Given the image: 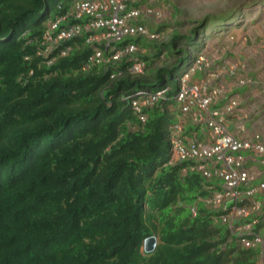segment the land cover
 Listing matches in <instances>:
<instances>
[{
	"label": "trees",
	"instance_id": "16d2710c",
	"mask_svg": "<svg viewBox=\"0 0 264 264\" xmlns=\"http://www.w3.org/2000/svg\"><path fill=\"white\" fill-rule=\"evenodd\" d=\"M72 3L0 0V264H256L257 251L197 201L216 182L169 163L179 79L208 23L236 18L208 16L188 35L174 31L152 55H136L142 74H128L123 60L110 80L115 67L83 70L93 53L84 37L43 53L45 33ZM160 58L167 63L156 67ZM161 89L164 100L142 107L141 122L132 98ZM151 236L156 246L145 253Z\"/></svg>",
	"mask_w": 264,
	"mask_h": 264
},
{
	"label": "built area",
	"instance_id": "2783aa9c",
	"mask_svg": "<svg viewBox=\"0 0 264 264\" xmlns=\"http://www.w3.org/2000/svg\"><path fill=\"white\" fill-rule=\"evenodd\" d=\"M137 3V0H73L68 14L51 24L45 33L43 53L49 54L60 41L84 37L87 44L93 45V53L83 70L96 66L108 70L112 66L115 68L110 80H114L122 73L120 63L126 60L130 62L128 74H142L145 62L136 57L138 44L124 41L159 42L164 37L142 23L144 17L158 18L156 10L141 9ZM60 23H65L64 27L53 36ZM234 41V36L229 35L215 55L200 53L193 66L181 75L173 98L178 113L170 129L169 163L185 162L183 171L216 182L215 186H209L208 195L197 201L220 212L215 222L227 227L241 247L257 251L256 264H264V234L255 230L261 220L259 216L264 214L263 202L257 198L258 193L264 192V179L256 183L259 177L247 167L249 156L264 166V132L249 134L245 118L235 124V130H230L229 122L242 103L233 92L250 87L255 81L244 73L246 65L242 60H225L221 70L215 68ZM69 51L70 47L61 55ZM225 75L234 77L233 85ZM165 90H143L132 98L131 104L141 122L146 120L142 107L164 100ZM196 208L195 205L189 208L191 215L196 216Z\"/></svg>",
	"mask_w": 264,
	"mask_h": 264
},
{
	"label": "rangeland",
	"instance_id": "374dc122",
	"mask_svg": "<svg viewBox=\"0 0 264 264\" xmlns=\"http://www.w3.org/2000/svg\"><path fill=\"white\" fill-rule=\"evenodd\" d=\"M137 2V6L141 9L152 8L158 13V18H142V23L150 30L161 33L164 37L162 40L164 41L163 43L168 42L170 34L174 31L181 35H188L192 28L208 16H216L217 18L229 17V19L235 17L236 20L230 24L224 22V24H221L222 26L220 24L212 25L211 22L208 23L206 29L208 36L202 40L204 42V47L201 53H206L210 56L215 55L214 52L227 43V37L229 35L235 36L236 34L234 32L237 33L240 31L246 33L252 31L253 28L255 30V26L258 23H262L264 26V0H137ZM177 23H180V25H177ZM160 26L164 27L161 28ZM262 31L264 34V28ZM246 35L248 34L246 33ZM203 37L201 39H203ZM159 42H151L146 39L139 40V43H136L139 46L137 54L152 55L154 45ZM238 51L239 48L232 47L228 53L223 55L220 61L216 62L215 68L221 70L222 63L225 60L231 62L239 60L244 61L246 65L244 73L247 74L248 77H251L255 83L245 88L243 91V88L236 89L233 93L238 95L240 99L244 98L246 101L253 91L257 93L256 95H251V98H254V105H251L249 108L248 105H243L246 104V101L241 103L239 109L229 118L230 130H235V124L243 118L246 119L247 117L246 122L250 121L251 115L255 114L259 108H262V111H264V60L254 58V54L252 53V56L244 57L245 55L243 53L240 54ZM44 54L47 55L48 53L44 52ZM257 54H259V52H257ZM257 54L256 56H258ZM234 55L235 57L232 58ZM262 56H264V53ZM245 58L247 59L245 60ZM166 63V58H160L155 66H161ZM177 74H179V72ZM226 77L227 82L233 85L234 77L225 75V78ZM261 96L263 98H261ZM237 113L240 115L238 118L236 117ZM261 120L263 121L262 118Z\"/></svg>",
	"mask_w": 264,
	"mask_h": 264
},
{
	"label": "crops",
	"instance_id": "0c3cea01",
	"mask_svg": "<svg viewBox=\"0 0 264 264\" xmlns=\"http://www.w3.org/2000/svg\"><path fill=\"white\" fill-rule=\"evenodd\" d=\"M263 28H264V26L262 25V23H258L255 26V30L253 28L252 31L246 32L248 35H246L245 32H240V31H239L240 33L234 32L236 35L234 36V38H235L234 44L235 45H233V47H235L237 49L239 48L238 52L240 54L243 53L245 55L244 57H250V56H252L251 55V53H252L255 55V56L253 55L254 58L264 60V56H262V54L264 53V34L262 33ZM259 44H260V46H259ZM258 48H261V49H258ZM235 52H237V51H235ZM257 52H259V54H257ZM256 54L258 56H256ZM234 57H235V55L232 56V58H234ZM246 59L247 58H245V60ZM244 89L245 88H243L242 91ZM256 93L253 91L251 93V95H256ZM263 93H264V87H263ZM251 95L248 96L247 101L244 100V98L242 99V103L246 101V104H243V105L244 106L248 105L249 108L251 105H254V98H251ZM261 98H263V97L261 96ZM239 113H240V111H239ZM239 113L236 114L237 118L240 117ZM237 115H239V116H237ZM244 115H246V114H244ZM263 116H264V111H262V108H259V110L255 114L251 115L250 121L246 122L249 134H252V132H254V131L264 132V122H263L264 117ZM261 118L263 119V121L261 120ZM246 119H247V117H246ZM247 167L252 172H255L257 174V176L259 177L256 180V183H258L264 179V166L260 165L258 161H256L255 159H253L250 156H249V160L247 162ZM257 196H258V198H260V200L263 202V205H264V193H259ZM262 231L264 234V229Z\"/></svg>",
	"mask_w": 264,
	"mask_h": 264
},
{
	"label": "water",
	"instance_id": "95a60500",
	"mask_svg": "<svg viewBox=\"0 0 264 264\" xmlns=\"http://www.w3.org/2000/svg\"><path fill=\"white\" fill-rule=\"evenodd\" d=\"M156 246V239L154 236L148 237L144 240L143 250L145 253H150Z\"/></svg>",
	"mask_w": 264,
	"mask_h": 264
}]
</instances>
